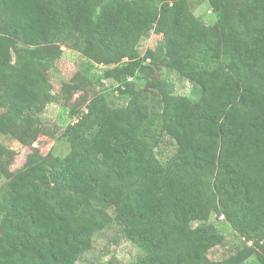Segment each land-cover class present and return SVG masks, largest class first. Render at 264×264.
I'll list each match as a JSON object with an SVG mask.
<instances>
[{
	"label": "trees",
	"instance_id": "1",
	"mask_svg": "<svg viewBox=\"0 0 264 264\" xmlns=\"http://www.w3.org/2000/svg\"><path fill=\"white\" fill-rule=\"evenodd\" d=\"M194 1L0 0V135L54 138L46 108L84 91L59 136L64 156L34 149L12 170L16 152L0 145V264H78L114 226L139 251L129 264H264V0H206L211 24ZM69 33L84 68L53 99L39 80ZM163 70L195 96L161 84ZM94 80L124 103L90 95ZM216 223L237 243L212 259L225 244Z\"/></svg>",
	"mask_w": 264,
	"mask_h": 264
},
{
	"label": "rangeland",
	"instance_id": "2",
	"mask_svg": "<svg viewBox=\"0 0 264 264\" xmlns=\"http://www.w3.org/2000/svg\"><path fill=\"white\" fill-rule=\"evenodd\" d=\"M196 1H194L193 6L195 15L202 17L205 22L211 24L213 17L208 10L207 1L199 0V4ZM158 40L159 38L153 33L148 38L143 39L138 48L140 55L143 56L148 49H155ZM81 43V37L73 33L61 36L57 40L56 45L61 53L52 63V66L47 68L48 75H43L39 80L46 92L52 95L53 99L60 93L62 85L64 83H73L74 76L84 68L85 59L79 51ZM105 68L102 65H95L91 71V75L99 76ZM153 75L160 80L161 84L165 85L169 90H172L173 93L195 96L192 82L179 77L176 73L163 70L161 72H155ZM135 84L139 90L145 87V81L142 79L136 80ZM86 90L90 95L93 92L102 90L107 94L108 99L116 105L124 103L125 100L117 96L120 95L118 92H115V94L112 93L108 81L94 80L92 84L86 86ZM83 93L84 91H78L66 107H62L55 102L49 104L46 108L43 114L44 122L48 130L54 134V138H49L48 136L42 137L31 147H28L19 145L10 137L0 135V145H4L16 152L13 165L10 169L13 170L22 167L27 155L31 154L34 149H37L42 155L48 152H51L55 156H64L67 154L69 145L65 139H59V136L63 133L66 125L74 121V119H70L68 114L69 108L73 106L75 99ZM1 105L0 103V107ZM159 150L162 151L164 158L172 153V148L167 145L162 146ZM213 220L214 217L210 221L213 222ZM216 227L223 230L225 244L224 246H219L211 250L209 257L212 259H219L228 255L231 252L232 246L237 243L234 232L227 225L216 223ZM138 252L133 245L120 237L117 226H114L95 236L92 249L82 256L78 264H105L112 258H115L120 264H129L137 256ZM247 264H251V262L249 261Z\"/></svg>",
	"mask_w": 264,
	"mask_h": 264
}]
</instances>
